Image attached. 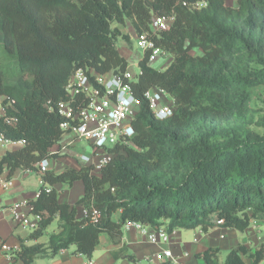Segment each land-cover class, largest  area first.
Returning <instances> with one entry per match:
<instances>
[{"label": "trees", "instance_id": "1", "mask_svg": "<svg viewBox=\"0 0 264 264\" xmlns=\"http://www.w3.org/2000/svg\"><path fill=\"white\" fill-rule=\"evenodd\" d=\"M236 1L0 0V103L11 101L8 114L16 118L11 125L0 117V133L25 140L0 160V174L7 169L8 177L56 155L51 148L64 135L58 104L69 98L66 85L77 68L127 71L117 42L131 44V36L121 26L149 32L172 56L164 70L150 64V51L139 59L135 134L110 149L107 165L98 172L90 164L41 172L31 204L42 219L12 259L34 264L70 245L91 257L102 233L118 243L128 221L205 232L264 223V0ZM156 16L171 18L170 26L155 30ZM149 88L171 96V116L154 115L144 97ZM77 180L83 195L75 204L60 201L54 186ZM56 218L58 230L39 241ZM202 256L208 264H246L245 256L258 264L264 242L254 251L239 244L224 261L219 248Z\"/></svg>", "mask_w": 264, "mask_h": 264}, {"label": "built area", "instance_id": "2", "mask_svg": "<svg viewBox=\"0 0 264 264\" xmlns=\"http://www.w3.org/2000/svg\"><path fill=\"white\" fill-rule=\"evenodd\" d=\"M172 19L166 16H156L153 20L155 30H165L171 24ZM137 46L142 52L150 51L151 60L162 53L156 46L154 39L149 32L137 33L135 36ZM132 74L126 72L109 71L98 73L94 70L77 68L71 75L66 90L69 98L58 104V111L62 117L60 123L61 129L65 133L74 134L78 139L87 141L92 148L89 155H82L81 159L85 164L93 166L96 172L100 171L113 158L111 148L119 143L128 142L135 134L134 120L141 108V99L133 92L131 78ZM164 89L149 88L144 97L148 100L154 115L160 119L167 118L174 113L173 103L163 101L159 95H165ZM12 102L3 105L0 103V117L11 125L16 123V118L8 114V106ZM0 142L23 146L25 140H10L0 133ZM37 167L44 173L49 170V159L41 160ZM13 185L11 179L0 177V187L7 189ZM39 194V192H38ZM37 194V196H38ZM28 205L25 202H15L0 208V216L9 214L23 229L36 230L42 219L41 214L30 211H24L23 207ZM98 216L94 213V219ZM223 220H218L222 223ZM126 227H137L147 235L150 242L168 243L171 240V232L161 226L151 228L141 222L128 221ZM2 249L12 257L16 248L5 243ZM156 258L159 261H169L170 264H179V260L174 256L171 250L158 252ZM87 264H95L89 258Z\"/></svg>", "mask_w": 264, "mask_h": 264}, {"label": "crops", "instance_id": "3", "mask_svg": "<svg viewBox=\"0 0 264 264\" xmlns=\"http://www.w3.org/2000/svg\"><path fill=\"white\" fill-rule=\"evenodd\" d=\"M128 23L129 22H127V24ZM131 34H134L135 37L136 31L131 29L129 35L131 36ZM171 60L172 57L169 59L168 63H170ZM150 64L152 65V60ZM153 67L156 68L155 66ZM159 96L163 101L168 102V99L164 94ZM77 141L78 138H76L74 134L65 133L62 136L61 141L51 148L53 153H59V155H61L60 158L56 159L58 165L52 167L51 170L61 171L67 166L78 168L85 164L81 157V161L78 163L74 164L69 161L68 151ZM19 147V145L12 143L7 144L0 142V160L9 150ZM32 172L41 173L39 169L25 170L23 168H18L14 171L11 177H8L7 169L3 170L0 177L11 179L13 185L7 189L0 187V208L15 202H25L28 205L24 206L23 210L30 211L32 205L31 202L37 198V194L42 185L41 174L39 185L30 180L31 177L28 175ZM79 182L82 181L77 180L72 184H67H69L72 189L74 185ZM32 184H36V186L32 188ZM60 184L61 183H57L54 186L58 191L60 188L61 190H64L62 186H59ZM82 195L71 201H62L63 199H61L59 195V200L75 204ZM84 215L85 209L78 205L77 216L83 217ZM55 220H57V227L53 231L58 230V219L56 218ZM169 232H171L170 242L155 244L150 242L147 235L137 227L124 226L123 236L118 243L113 242L107 233H102L100 235V242L91 257L77 253L76 246L70 245L68 248L62 249L54 257H46L47 259L35 261L34 264H87L89 258H91L95 264H160L164 261H159L156 258V255L158 252L164 250H171L174 256L179 260V264H208L202 256L203 252L208 248H219L221 259L223 253H228L232 248L237 247L239 244H245L251 248V251H254L262 242H264V223L259 219H253L251 225L245 231L217 225L210 228L207 232L203 231L201 227H175L172 230H169ZM27 236L28 233H24L20 230L19 224L13 220L9 214L0 216V264H25L21 260L12 259V257L2 249V246L7 243L11 247L19 250L21 239ZM40 239L39 241H41ZM47 240L41 242H47ZM27 243L32 244L34 241H29ZM130 256H132V258ZM244 260L246 264H256L252 257L245 256ZM258 264H264V260Z\"/></svg>", "mask_w": 264, "mask_h": 264}, {"label": "rangeland", "instance_id": "4", "mask_svg": "<svg viewBox=\"0 0 264 264\" xmlns=\"http://www.w3.org/2000/svg\"><path fill=\"white\" fill-rule=\"evenodd\" d=\"M228 5L231 6H236L237 1L236 0H226ZM121 29L123 30L124 34L129 35V31L133 29L131 23L129 22L125 26H121ZM130 36V35H129ZM136 36V35H135ZM117 48L119 49L120 53L128 60V71L132 74L131 78L133 81H136L138 78V74L140 73V67L138 65V61L142 56V51L139 49L137 46V42L135 40L134 34H131V44H129L123 37H119L118 42H117ZM196 50H201L200 48ZM172 56L168 53H160L156 55L152 59V65L155 66L156 68L160 70H164L168 67L170 63H168L169 59ZM165 97L168 99V102L173 103V100L171 96L166 93ZM71 149L68 151V158L70 159L72 163H78L81 161L80 157L81 155H89L92 152L91 145L84 140L78 139V141L70 147ZM53 157L49 158V169L51 170L52 167H56L58 165V161L56 159L60 158L61 155L59 153H55ZM41 174V173H40ZM40 174L36 172L29 173L28 176L31 177L32 182H36L37 185H39V179H40ZM36 184H32V188L36 186ZM59 186H62L64 190L59 189V195L60 198L63 199L62 201H71L72 199H75L79 197L80 195L83 194V184L82 182L76 183L74 187L71 189L70 185L67 183H61ZM75 201V200H73ZM75 203V202H74ZM57 227V220H54L47 230L45 231L44 235L41 237V241H46L49 237V234L56 229ZM20 230H22L24 233H31L33 230L29 229H23L20 227ZM228 253H223L221 255V261H224ZM54 257V256H53ZM47 258H52V257H47ZM46 257L44 258H38L36 261L39 260H45L47 259Z\"/></svg>", "mask_w": 264, "mask_h": 264}]
</instances>
